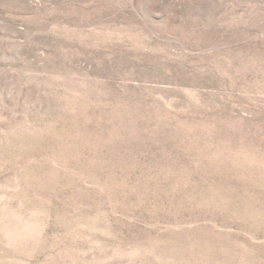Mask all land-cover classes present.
I'll return each instance as SVG.
<instances>
[{
    "label": "rangeland",
    "instance_id": "1",
    "mask_svg": "<svg viewBox=\"0 0 264 264\" xmlns=\"http://www.w3.org/2000/svg\"><path fill=\"white\" fill-rule=\"evenodd\" d=\"M0 264H264V0H0Z\"/></svg>",
    "mask_w": 264,
    "mask_h": 264
}]
</instances>
